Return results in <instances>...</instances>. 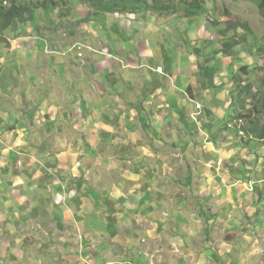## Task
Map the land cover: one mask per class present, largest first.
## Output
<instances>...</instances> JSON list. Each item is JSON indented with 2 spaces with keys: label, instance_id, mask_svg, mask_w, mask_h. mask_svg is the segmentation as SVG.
<instances>
[{
  "label": "rangeland",
  "instance_id": "obj_1",
  "mask_svg": "<svg viewBox=\"0 0 264 264\" xmlns=\"http://www.w3.org/2000/svg\"><path fill=\"white\" fill-rule=\"evenodd\" d=\"M49 1L47 7H42L41 3L36 8L35 20L24 24L14 23L6 31L0 29V183L4 182L0 184V264H45L43 261L57 257L61 251L62 244L58 236L65 238L71 235H66L63 230L66 213L56 206L57 195L65 196L70 185L64 184L67 191L59 193L53 186V180L48 181L45 183L46 191L41 192L45 194V202L39 200V193L31 198L28 196L25 201L20 200L17 190L25 193L24 186L19 188L9 183L14 180L13 177L16 178L13 162H6L7 167L3 165V156L14 157L16 153L20 154L17 158L24 164L18 163L17 167L21 170L24 166L25 178L32 177L35 180L36 175L41 178L44 170L54 175L65 170L76 172L86 181L89 175L84 176L91 170L98 171L94 177L103 186L105 181L111 180V184H115L128 197L112 198L111 203L123 209H117L119 224L106 220L103 212H91L86 216L79 210L76 213L81 216V221L92 223L91 228L100 231L97 234L108 231L107 224H110V230H116L117 227L122 229L124 217V221L129 222L124 227L127 230L126 239L136 245L138 250L143 247L142 240L148 239V236L137 223L136 215L140 212L141 201L138 199L140 202L137 204V195H128L125 189L135 182L128 181L131 174L124 175L135 173L138 167L141 171L157 169L162 177L166 171L163 164L166 163L178 172L176 184L173 182L170 185L172 178L162 179L158 184L156 175L155 179H149L154 189L139 191L140 199L147 203L149 198H153L157 206H165V198L171 200L173 206L180 201L186 207L185 213H205L209 217L218 214L214 220L218 222L204 221L205 217H193L194 230L197 231V220H200L204 222L208 234L202 232L188 239L192 243L187 244V255L182 252L175 259H166L170 254L168 250H174L172 247L175 246L182 251L184 243L179 238L164 239L160 243L161 252L154 258L155 264H264V211L258 209L240 215L239 211L244 210L246 205L240 207L239 202L229 201L239 198L241 194L238 192L241 188L247 190V186H236V180L229 172H222L220 179L216 178L217 165L212 160L207 162L205 154L214 149L211 150L210 146L215 141L216 131L208 137H200L195 130L184 126V121L180 122L179 117H184L188 122H196L203 117L201 111L196 112V108L193 113L187 114V109L183 107L186 95H182L186 91L178 87L179 81L185 78L191 79L188 82L203 78L207 87L212 88L213 106L220 110L229 107L234 85H226L223 92L215 84L209 86L199 68V62L206 57V63L217 67L215 76L218 78L228 75L234 77L235 74V77L242 76L245 83L250 81L254 84L251 95H246V103L251 108L252 94L258 90L264 75V9L260 8L256 0H206L209 11L192 17L186 11L187 1L191 0H173L179 7L170 11H158L159 5L154 6V0H146L149 10L142 8L146 6L143 0H105L112 4L119 3L115 13L101 11L85 0ZM158 1L164 4L170 2ZM216 18L221 21L241 19L250 24V30L245 33L248 42L237 47L233 56L221 57L222 54L216 53L222 46L218 28L213 25ZM245 64H249L250 76L239 74ZM158 65L163 66L164 75L157 72ZM26 72L28 74L24 77ZM167 81L175 83L169 85ZM158 86L163 89L157 93L165 96L174 93L168 101L161 100L158 94L154 98L148 97ZM11 88L19 96H25L18 98L15 109L14 105L9 106L7 100L14 91ZM194 90L197 89L194 87ZM200 94L201 91L196 96L200 97ZM219 102L220 106L216 107L215 103L218 105ZM141 103H144L143 108L146 110L144 117L148 119L142 131L141 124L131 120L136 116L130 114L131 108L137 110L136 105ZM40 107H46L44 114H37L41 112L38 110ZM216 116L215 121L220 117L217 113ZM224 118L230 120L229 109H226ZM36 119L43 120L41 139L36 137L35 127L28 124H40ZM231 121L235 120L231 118ZM125 123L129 124L130 131L124 127ZM261 123H264V116L261 117ZM106 124L111 125L113 131H109ZM227 124L229 129L221 124L222 134L230 133L229 130L234 134L236 127L248 126L246 122ZM10 134L13 139H10ZM16 136L20 138L18 141L14 139ZM141 137L144 138V145H156V149L160 150L159 159L143 157L145 147L142 144L127 147L126 139L135 142ZM246 137L245 144H252L247 146L251 150L252 146L258 144L257 140L247 142L249 136ZM188 139L190 145L181 146ZM15 144L16 147L10 150V146ZM26 145L29 148H25ZM220 146H223L222 142ZM252 150L258 153L260 148ZM224 167L225 163L221 161L220 168ZM190 168L193 172L198 168L205 171L207 183L202 177L185 183ZM153 173L151 177H154ZM217 180L223 191L221 195L211 190L212 183L216 184ZM228 190L231 192L224 194ZM233 191L236 193L232 194ZM100 192L93 193L92 197L104 202L107 195L101 196ZM181 194L189 197V200H185ZM204 196L209 197L207 205L199 202ZM62 197L59 202L66 203V198ZM5 199H11L10 205ZM218 199L220 207L215 203ZM248 201L247 196L245 203L248 204ZM200 208L203 210L200 211ZM143 213L145 215L146 212ZM233 213H237L238 217ZM167 214L170 215L169 212ZM39 222L41 225L53 223L59 228L61 226L63 231L53 234L54 239H57L54 243L44 240L43 230L36 228ZM175 232L173 234H179L178 230ZM30 238L33 240L28 242ZM86 241L84 237L77 239L74 246L67 244V255L76 256L72 248L93 251V244ZM105 247L103 245L97 249L98 256H104ZM173 252L178 253L176 250ZM136 255L140 253L126 251L127 260L136 259L133 258Z\"/></svg>",
  "mask_w": 264,
  "mask_h": 264
},
{
  "label": "crops",
  "instance_id": "obj_2",
  "mask_svg": "<svg viewBox=\"0 0 264 264\" xmlns=\"http://www.w3.org/2000/svg\"><path fill=\"white\" fill-rule=\"evenodd\" d=\"M162 67H163L162 65H158V68H162ZM158 68H157V72L159 74L164 75L163 68H162V72L158 71ZM27 74L28 73L26 72L24 74V77H26ZM228 77L231 78V76L229 75L225 76L224 78H218L217 76H215L214 84L217 86L219 90L223 89L222 92L224 91L225 87L221 83L228 82L230 80V78ZM185 80H186V83H185ZM188 81H191V79L185 78L182 81H179V86H178L181 89H184L186 91V93L182 94V95H186L185 97L186 104H184L183 107L185 108V110L187 109L188 115L189 113H193L195 110L194 108H196L197 110L196 112L201 111L200 115H202L203 118L196 120V122L193 120L192 122H188L185 120L184 117H179V119L181 120L180 122L183 123L184 121L185 123L183 125L186 126L188 129L195 130L196 135L200 137L202 135H204V137L205 135H207L208 137L209 134H211L213 131H216V133L214 134L215 141H213V143L211 142L213 147L210 146L211 150L212 148L214 149L213 151L209 153H205L206 161L208 162L209 160H212L213 163L217 165V168L215 171V175L217 179H220V173L229 172L230 176H232L236 180V183H235L236 186L242 185V184L247 186V190H243V188H241L242 190L238 192V194H241L239 198L237 199L232 198L231 200H229L230 202H233V201L239 202L240 207H244L246 205V207H244V210L240 208L241 209L239 211L240 215L244 214L245 212L250 214V212L257 211L258 209L264 211V197L261 196L262 200L257 199L258 198L257 191L259 189H264V170H262L264 166L261 164L260 158L256 160V153H254L252 150V148H255V147L260 148V151L258 152V154L261 157L264 151V145L262 143L260 144L258 143L252 146L251 150H249L247 146L252 145V144L246 145L243 143L244 135H242V133L240 134V132H237L234 129L236 131V133L234 134L230 130H229L230 133L222 134L221 124H224L225 128L229 129L227 123H235V122H232L231 119L229 120V119L224 118V114L226 112V109L228 108L226 109L224 108L223 110H220V108H215L213 106L212 99H211L212 95L210 93L212 88L207 87L208 84H205V80L203 78L202 79L197 78L196 80H192V82H188ZM167 82L169 85L172 83H175L172 81H167ZM176 82L178 83V81ZM227 85H230V84H227ZM193 86L197 89L196 91L194 90ZM199 86L202 89L199 88ZM203 86L205 88H203ZM221 87H224V88H221ZM160 89H163V88L161 86L156 87L154 89V92L149 94L148 97L154 98V96L158 94V97H161L160 98L161 100L166 99L168 101L170 96L174 94L171 92L170 94L165 96V94L163 95L160 92L157 93V91H159ZM11 90H14V89L11 88ZM199 91H201L200 97L196 96L198 95ZM9 95H10V98L7 97V100L9 101V106H11L10 104L15 106L13 107V109H15L17 106L16 103H17L18 98L25 97V96H19L17 94V91L15 90L13 91L12 94H9ZM145 98L146 97H143V99ZM202 99H204V101H198ZM176 104L177 103L175 100L174 108L177 107ZM193 104H195L196 107H194ZM143 105L144 103H141L140 105H136V107L138 108L137 110L134 107H132L130 110V114L132 116H136L135 118H131V120L137 124L139 123L141 124V129H140L141 131L145 129L144 123L148 122V119H145L144 117L146 110L143 108ZM198 105H201L200 109H198L197 107ZM215 106L216 107L220 106V102L218 105L215 103ZM45 108L46 107H40L38 110L41 112L37 111L38 112L37 114H44ZM124 109H126V107H124ZM7 112H10V111H7ZM216 113L219 114L220 117H218L215 121V118L217 117ZM167 119H168V116L165 117V120ZM36 120L37 122H41V123L35 124V125H33L32 123H28V124H30L33 128L35 127V129H33L34 133L36 134V137L41 139L42 137L40 133L44 129L43 120H40V121L38 119ZM200 120L203 122L205 121V123L200 122ZM224 120H225V123H224ZM124 125H125L124 127H126L128 131H130L129 124L125 123ZM89 127H90V124H89ZM105 127H107V129H110L109 131H113V127L111 125L106 124ZM122 128L123 127H120V129ZM181 129H183L185 132V129L182 127V124H181ZM236 129L240 130L239 127H236ZM136 130H139V128H136ZM237 133L240 135H237ZM11 138L13 139V136L11 137V134H10V139ZM14 139L15 141H18L20 138L19 136H16L14 137ZM151 141L154 142L155 140H151ZM189 141L190 139L184 140V142L181 143V146L183 147L187 146L188 143L190 145ZM144 142L145 141L143 137L137 138L135 142L133 141L131 142V139H126V143L128 144L127 147H129L131 144H135V145L142 144V146L145 147V150L142 154L143 157L151 158L154 160H156L155 158L159 159L160 150L156 149V145L155 144L144 145ZM220 142L223 143V146H220ZM160 143L162 142H157V144H160ZM207 143H208V140L206 139L205 144ZM15 147H16V144L13 146H10V150ZM148 147H151L153 149H146ZM25 148H29V145H26ZM16 155L19 156L20 154L16 153ZM17 156H14V157L3 156V160H4L3 165L7 167L8 165L6 164V162L7 163L13 162V167H15L14 170L17 171L15 173V176L18 180H16V178L13 177L14 180L13 181L10 180L9 183H11V185L14 187L16 186L19 188H22V186H24L25 193L23 192V190H19V189L17 190L19 191V193L17 194L20 196L21 198L20 200L25 201L28 196L31 198V197H34L36 193H39V200L45 202L44 200L45 194L41 192L46 191L45 183H47L48 181L50 182L53 180V186L57 188V192L59 193L60 191L63 192L64 190L68 189L67 187H64V184L70 185L69 187L70 190L65 194V196H63L64 198H66L65 199L66 203L59 202L61 200L62 195L58 194L56 206H57V209H59L61 212L66 213V220L63 221V230H65L66 235L68 233H71V235L65 236V238H63L62 235L58 236L57 239L61 241V244H62L61 251H59L58 256L56 254L54 255L57 257L43 261L45 264H137V262H140V261L143 262L142 264H155L154 258L158 253L161 252L160 243L163 242V240L166 238L168 239L169 238L171 239L179 238L184 243V249L181 251L179 250V248H176L175 246H173L172 248L176 250V252L178 253L173 252L174 250L172 251L168 250L170 254L166 258V259H175L179 255L181 256L182 252H183V255L185 256L187 255V250L189 248L187 244L192 243L191 241H187L188 239H192L195 235L202 233V232L205 234H208V231L205 230V227L203 224L204 222H201L200 220H197V223H198L197 228L199 230L198 229L197 231L194 230L195 225L193 221H195V219H193V217L199 216L200 218H203V219L205 217L204 221H207V222H213L214 220L218 218V214H216L214 217L213 216L209 217L208 214L205 215V213H203V215L199 213H197V215L196 214L193 215L191 213H185L184 210L186 209V207L182 206L180 204V201L177 202L175 206H173L174 203L168 198L164 199L166 203L165 206H162V205L157 206L153 198H149L147 203H144L143 200L140 199V197L138 196V192L144 191V189H146L147 191L154 189V185H151V182L149 181V179L153 180L155 179V176L157 175V180L159 181L158 184H160L161 180L165 178L173 179V180L172 179L170 180V185L173 182L176 184V182L178 181L177 180L178 172H175L173 168L167 166L166 163L163 164L166 170V171L164 170L165 173L163 174L165 177H163V175L161 177V172L157 169L154 171L152 169H150V171H146L149 169H143L141 171L138 167H136L135 173L130 172L124 176L126 177L129 174H131L128 181L135 182L134 185L132 184V186L130 185L126 186L125 189L127 190L128 195L132 193H135L137 195V204H139V202L141 201L139 204L140 212H138V214L136 215L137 223L139 222L138 225L141 231L146 233L148 236V239L142 240L143 247L141 248V250H138L136 249L137 247L136 245H133L131 242H128L126 239L125 232L127 230L124 227L129 225V222H125L124 217L122 218L123 220L122 229L117 227L116 230H110V224H107L108 231H104V232L101 231L102 234H97L100 231L98 229H92L91 228L92 223L86 224V221L85 222L81 221L80 219L81 216L77 215L76 213L77 210H79L80 212H82L84 216H86V214L91 213V212L92 213L95 212L97 214L99 212L100 213L103 212L106 220H111L112 223L115 222L119 224L120 222L118 221V217L120 215L119 213H117V209L121 210L122 208L120 209L117 204L113 205L111 201H113L112 200L113 197H115V199H118V198L127 199L128 197L120 189H118L115 184H111V180L105 181L104 186H103L102 184L98 183V181L96 180V177H94V175H96L98 171H91V170H89V172H87L86 175L84 176V177H87V175H89L86 181L83 180V177H79L76 172L72 173L70 171H65V170L64 172L57 174V175H54L53 173H50V172H46L44 170V174L41 176V178L39 175L35 176V180L32 177L25 178L23 176L24 166L21 168V170H19V168L17 167L18 163L20 165L23 164L20 160H18ZM221 161L225 163L224 169L220 168ZM152 172H154L153 173L154 177H151ZM80 176L82 175L80 174ZM200 177L205 179L206 181L205 183H207V174L205 171L202 172L200 168H198L196 172H193L190 168L188 174L185 177V183L191 182L192 179L194 178L199 179ZM38 179H41V180L38 181ZM31 181H34V182L30 184L29 182ZM0 184H4V182ZM212 184L213 185L211 187V190L214 189L215 190L214 193L216 195L223 194V191L220 189V184H218V180L216 184L215 182H213ZM93 185H95V187ZM91 188L93 190H91V192H88ZM97 191H101L99 194L101 196H103V194L107 195L106 200H104V202L101 200L100 201L94 200V198L92 197V194L97 193ZM157 191L161 192L158 190V188H157ZM230 192L231 190H228L224 194L230 193ZM12 193H14V190ZM235 193L236 192L233 191L232 194H235ZM181 196L184 197L185 200L187 199L189 200V197L183 196L182 194ZM247 196L249 197L248 204L245 203V199ZM63 197L62 199H64ZM138 199L140 201H138ZM208 199H209L208 196H204L203 200L199 202L206 204L208 202ZM15 200L20 201L17 198H15ZM70 200H72V202ZM218 200L219 201L215 203H218L220 207V199ZM5 201L6 203H8V205H10L11 199H5ZM93 203H95V205H93ZM209 204H214V203H209ZM202 210L203 209L200 208V211ZM143 212H146L145 215ZM168 212L170 215L167 214ZM233 214L235 217H238L237 213H233ZM247 216L248 218H250V215H247ZM182 218L184 219L182 220ZM111 221H106V222L108 223ZM214 222H218V220ZM36 228L43 230L44 235L46 237L44 238V240L48 243H54V240H57V239H54L55 235L53 234H56L57 231L59 232L63 231L60 229L61 226L59 228L53 223L47 226L45 224L41 225L39 222ZM181 229H182V232H181ZM175 230L179 231L178 235L173 234ZM71 236H76L78 238H72ZM84 237L87 238L90 244H93V247H94L93 251L92 250L91 251L90 250L79 251L77 249L75 250L74 248H72L73 249L72 253L76 254V256L67 255L69 254L67 252V248H68L67 244H71L74 246L75 241L77 239L79 238L83 239ZM20 240L21 239H19V241ZM32 240L33 239L30 238L28 242H31ZM103 245L106 246L104 249V256L100 257L97 254V249ZM107 249L109 250L106 252L105 250ZM126 251H130V252L138 251L140 255H136L133 257V258L137 257L136 259L127 260ZM157 258H159V256Z\"/></svg>",
  "mask_w": 264,
  "mask_h": 264
},
{
  "label": "trees",
  "instance_id": "obj_3",
  "mask_svg": "<svg viewBox=\"0 0 264 264\" xmlns=\"http://www.w3.org/2000/svg\"><path fill=\"white\" fill-rule=\"evenodd\" d=\"M26 0H0V29L6 31L14 23L24 24L28 21H33L36 19V8L42 3V7H47L49 0H44L43 2L32 0L29 3L25 2ZM91 2L96 8L101 11H108L109 13H115L117 10L118 2L112 4L109 1L105 0H85ZM139 1V0H137ZM241 1V0H236ZM9 2L8 5L5 3ZM186 2V0L184 1ZM206 0H191L187 1L186 11L188 15L192 17H198L203 14H206L209 11V8L206 5ZM260 8L264 9V0H256ZM143 3H146L145 7H142L144 10H149V4L146 0H143ZM158 7V11H170L178 9L179 5L174 3L173 0H170L169 4L160 3L158 0H154V6ZM134 13V12H133ZM214 14V11L212 12ZM29 15V16H27ZM219 31L221 49H218L216 53L222 54L223 56H233L235 49L243 44H246L247 35L245 34L250 30V24L247 21L236 19V20H225L221 21L219 18L214 20L213 24ZM254 53V52H253ZM202 58V57H201ZM207 58L203 57L199 62V68L201 69V74L208 80L209 85H214L215 75L217 73V67L211 66L206 63ZM249 64H245L241 68L239 74L245 76H250ZM234 74V72H233ZM230 78V77H228ZM224 87L227 84L234 85V89L231 93L232 102L229 105L228 109L230 111V119H234L235 123L237 122H246L248 126H242L240 130H235L237 132L243 133L244 137L247 139L246 135L249 136L247 142L252 139H256L257 143H262L264 145V123H261V117L264 116V75L261 78V85L258 87V90L252 94L253 106L249 108L250 104L246 103V95H251L254 84L252 82L245 83V80L242 76L234 77L231 76L228 82L221 83ZM221 87V88H224ZM243 137V143L245 144L246 139ZM247 145V144H246ZM260 158L259 154L256 153V160ZM258 198L261 199V196L264 197V189H259Z\"/></svg>",
  "mask_w": 264,
  "mask_h": 264
},
{
  "label": "built area",
  "instance_id": "obj_4",
  "mask_svg": "<svg viewBox=\"0 0 264 264\" xmlns=\"http://www.w3.org/2000/svg\"><path fill=\"white\" fill-rule=\"evenodd\" d=\"M158 69H159L158 71H161V68H158ZM198 106L201 107V105H198ZM260 160H261V164L264 166V151H263L262 156L260 157Z\"/></svg>",
  "mask_w": 264,
  "mask_h": 264
},
{
  "label": "clouds",
  "instance_id": "obj_5",
  "mask_svg": "<svg viewBox=\"0 0 264 264\" xmlns=\"http://www.w3.org/2000/svg\"><path fill=\"white\" fill-rule=\"evenodd\" d=\"M242 135H244V134L242 133Z\"/></svg>",
  "mask_w": 264,
  "mask_h": 264
}]
</instances>
